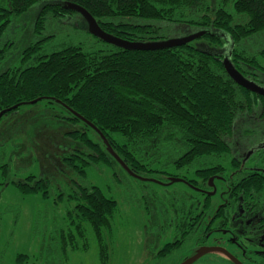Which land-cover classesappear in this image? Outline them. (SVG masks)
I'll return each mask as SVG.
<instances>
[{
    "label": "trees",
    "instance_id": "16d2710c",
    "mask_svg": "<svg viewBox=\"0 0 264 264\" xmlns=\"http://www.w3.org/2000/svg\"><path fill=\"white\" fill-rule=\"evenodd\" d=\"M67 2L85 8L105 32L128 41H158L160 27L149 22L181 24L202 34L157 50L115 45L85 50L70 44L40 53L53 33L29 44L22 50L21 67L0 72V111L26 102L0 117V185L15 184L20 193L40 192L46 198L58 179L74 184L73 177H85L89 165L109 162L113 157L100 136L73 112L102 132L130 171L144 174L155 159L145 162L138 154L143 143L162 135L177 139L188 150L178 158L184 162L196 153L218 154L224 150L219 142L228 139L240 110L264 111V96L239 86L222 63L228 59L251 81V71L264 75L258 61L264 45L247 46L250 38L264 37V0H7L0 7V39L13 18L35 5L33 32L43 33L50 19L64 21L76 13L64 7ZM38 98L33 105L40 107L21 109ZM46 113L56 118L50 128ZM114 133L124 141L114 140ZM71 184L67 199L74 206L67 211L68 223L76 230L90 227L100 263L106 264L104 230L111 226L116 201L97 186ZM62 238L63 251L65 243L77 248L70 228Z\"/></svg>",
    "mask_w": 264,
    "mask_h": 264
},
{
    "label": "rangeland",
    "instance_id": "374dc122",
    "mask_svg": "<svg viewBox=\"0 0 264 264\" xmlns=\"http://www.w3.org/2000/svg\"><path fill=\"white\" fill-rule=\"evenodd\" d=\"M6 2L7 0H0V7L5 6ZM38 7L39 5H35L28 12L13 18L6 28L0 39V49L6 47L7 42L10 45L0 57V72L9 67H21L22 50L39 37L51 33L55 37L42 45L40 53H49L70 44L79 45L85 50L113 49V45L90 34L77 13L63 17L64 21L59 18L50 19L43 33H34L33 22ZM149 23L160 27L159 40L184 37L196 31L195 28L181 24ZM263 45L264 37L261 35L247 41V46L251 48H260ZM258 61L264 67V57H258ZM251 72H254L253 81L264 87V75L258 71ZM40 106L41 103L36 106L27 104L21 109L32 111ZM46 115L50 128L56 118L48 113ZM112 137L118 142L124 141L119 134L114 133ZM181 146L179 140L166 139L163 135L151 143L140 145L137 152L145 162L150 158L155 159L149 167L150 171L144 172V175L150 179L164 180L163 173H160L161 168L169 173H183L176 172L170 163L163 166L168 162L166 157L175 156V148ZM110 159L106 163L89 165L85 177H73L74 184L58 179L46 198L40 192L23 196L14 184L0 185V264H101L96 237L90 227L83 226V230H76L68 223V218L66 219L67 211L74 205L72 200L67 199V195L72 192L68 186H76L78 183L97 186L106 197L116 201L111 226L109 230H104V239L109 245L106 264H144L139 258L144 248V232L149 230L155 233L157 228L154 225L147 226L150 222L143 212L144 205L160 204L170 208L173 203L185 200L188 188L180 182L164 187L141 181L122 168L114 158ZM36 170L37 167L33 166V171ZM48 171L53 174L55 169L49 166ZM59 193L63 194L62 198L58 197ZM68 225L71 226L77 248L71 250L69 244L65 243L63 251L61 234H65Z\"/></svg>",
    "mask_w": 264,
    "mask_h": 264
},
{
    "label": "flooded vegetation",
    "instance_id": "af4514ba",
    "mask_svg": "<svg viewBox=\"0 0 264 264\" xmlns=\"http://www.w3.org/2000/svg\"><path fill=\"white\" fill-rule=\"evenodd\" d=\"M238 121L219 142L224 150L218 154L196 153L184 162L178 158L188 152L186 146L176 147L163 166L170 163L183 173L161 168L164 180L135 173L164 187L177 178L188 188L185 200L170 208L144 205L147 226L157 228L144 232L142 263L180 264L201 253L191 264H264V111L240 110Z\"/></svg>",
    "mask_w": 264,
    "mask_h": 264
},
{
    "label": "water",
    "instance_id": "95a60500",
    "mask_svg": "<svg viewBox=\"0 0 264 264\" xmlns=\"http://www.w3.org/2000/svg\"><path fill=\"white\" fill-rule=\"evenodd\" d=\"M64 7L70 10L75 11L76 13L80 14V16L84 19V21L87 24V31L92 34L93 36L103 40L106 43H110L112 45H115L117 47L123 48V49H129V50H157V49H163V48H171L176 46L184 45L198 36H200L202 33H193L186 35L184 37H178V38H169L164 40H158V41H128L124 40L122 38H119L117 36H114L110 33L105 32L95 18L82 6L67 2L64 4ZM223 66L227 72V74L232 78L239 86L251 91L252 93H255L257 95L264 96V88L257 85L255 82L247 79L244 77L234 66L231 64V62L228 59H223L222 61ZM40 98L32 100L30 104L36 103L39 101ZM26 102L15 104L9 108L3 109L0 111V117L6 113L7 111L11 109H15L20 104H25ZM76 116H78L79 119H81L83 122H85L90 128L95 130L97 134L100 136L103 144L105 145L108 153L121 165L122 168H124L128 173H130L132 176H135L139 179H143L141 176L136 175L134 172L130 171L128 166L124 163V161L116 154V152L112 149L110 144L108 143L106 137L102 134L100 130H98L92 123L88 122L86 119L78 115L76 112H73ZM177 178H170V182H176ZM201 253L194 255L180 264H191L195 259H197Z\"/></svg>",
    "mask_w": 264,
    "mask_h": 264
},
{
    "label": "bare ground",
    "instance_id": "6f19581e",
    "mask_svg": "<svg viewBox=\"0 0 264 264\" xmlns=\"http://www.w3.org/2000/svg\"><path fill=\"white\" fill-rule=\"evenodd\" d=\"M84 20V19H83ZM85 22V21H84ZM86 23V22H85ZM86 28H87V24H86ZM99 39V38H98ZM101 40V39H100ZM103 41V40H102ZM106 43V42H105ZM108 44H110V43H108Z\"/></svg>",
    "mask_w": 264,
    "mask_h": 264
}]
</instances>
